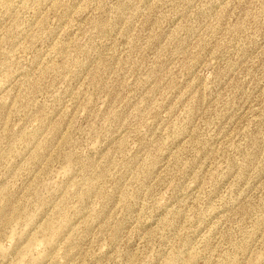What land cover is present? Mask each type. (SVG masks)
Returning <instances> with one entry per match:
<instances>
[{
	"label": "rangeland",
	"instance_id": "374dc122",
	"mask_svg": "<svg viewBox=\"0 0 264 264\" xmlns=\"http://www.w3.org/2000/svg\"><path fill=\"white\" fill-rule=\"evenodd\" d=\"M0 264H264V0H0Z\"/></svg>",
	"mask_w": 264,
	"mask_h": 264
}]
</instances>
